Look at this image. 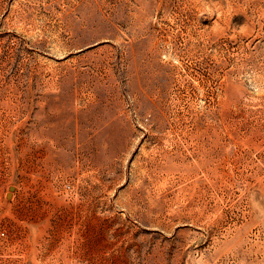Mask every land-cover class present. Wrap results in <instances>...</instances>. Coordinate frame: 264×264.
I'll use <instances>...</instances> for the list:
<instances>
[{"label":"rangeland","instance_id":"rangeland-1","mask_svg":"<svg viewBox=\"0 0 264 264\" xmlns=\"http://www.w3.org/2000/svg\"><path fill=\"white\" fill-rule=\"evenodd\" d=\"M0 264H264V0H0Z\"/></svg>","mask_w":264,"mask_h":264},{"label":"bare ground","instance_id":"bare-ground-1","mask_svg":"<svg viewBox=\"0 0 264 264\" xmlns=\"http://www.w3.org/2000/svg\"><path fill=\"white\" fill-rule=\"evenodd\" d=\"M89 121H90V120H89ZM91 122H92V121H91ZM87 129H88V128H87ZM89 129H90V128H89ZM88 131H89V130H88ZM98 135H99V134H98ZM98 135H97V136H98ZM88 137H89V136H88ZM90 139H91V138H90ZM94 139H95V138H94ZM87 141H88V140H87ZM87 141H86V142H87ZM91 141H92V139H91ZM96 141H97V140H96ZM104 141H105V140H104ZM94 142H95V141H94ZM88 143H89V142H88ZM85 145H86V144H85ZM86 148L89 149L88 147H86ZM164 156H165V155H164ZM163 158H164V157H163ZM166 159H167V158H166ZM164 160H165V159H164ZM161 161H162V160H161ZM165 163H166V162H165ZM163 165H164V164H163ZM158 166H159V165H158ZM167 172H168V171H167ZM163 178H164V177H163ZM159 189H160V188H159ZM204 203H205V202H204ZM192 205H193V204H192ZM187 206H188V205H187ZM195 206H196V205H195ZM183 208H184V207H183ZM196 208H197V207H196ZM181 209H182V207H181ZM189 209H190V208H189ZM183 210H184V209H183ZM191 210H192V209H191ZM198 212H199V211H198ZM169 213H170V212H169ZM200 213H201V212H200ZM170 214H171V213H170ZM177 214H178V212H177ZM183 214H184V213H183ZM190 215H191V214H190ZM194 216H195V215H194ZM172 230H173V229H172ZM172 230H171V231H172Z\"/></svg>","mask_w":264,"mask_h":264}]
</instances>
